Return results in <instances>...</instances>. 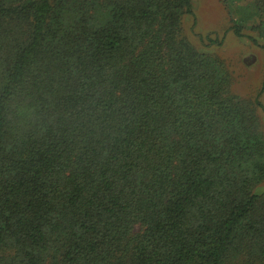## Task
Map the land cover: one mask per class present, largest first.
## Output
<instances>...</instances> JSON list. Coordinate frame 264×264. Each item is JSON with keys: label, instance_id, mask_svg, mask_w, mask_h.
Instances as JSON below:
<instances>
[{"label": "trees", "instance_id": "trees-1", "mask_svg": "<svg viewBox=\"0 0 264 264\" xmlns=\"http://www.w3.org/2000/svg\"><path fill=\"white\" fill-rule=\"evenodd\" d=\"M264 51V0H218ZM191 0H0V264H264L262 90L232 92Z\"/></svg>", "mask_w": 264, "mask_h": 264}, {"label": "rangeland", "instance_id": "rangeland-1", "mask_svg": "<svg viewBox=\"0 0 264 264\" xmlns=\"http://www.w3.org/2000/svg\"><path fill=\"white\" fill-rule=\"evenodd\" d=\"M191 3L195 26L192 29L191 19H185L184 35L195 46H200L197 35L211 34L223 38L222 46L214 49L213 53L224 60L231 73L232 92L241 97H252L261 89L260 101L264 107V51L226 32L229 23L218 0H191ZM260 116L264 127V113Z\"/></svg>", "mask_w": 264, "mask_h": 264}]
</instances>
